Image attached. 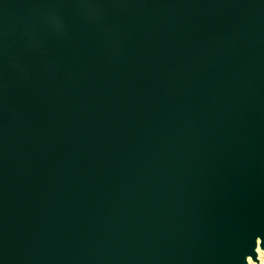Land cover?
<instances>
[{"label":"water","instance_id":"1","mask_svg":"<svg viewBox=\"0 0 264 264\" xmlns=\"http://www.w3.org/2000/svg\"><path fill=\"white\" fill-rule=\"evenodd\" d=\"M259 236L264 0H0V264H245Z\"/></svg>","mask_w":264,"mask_h":264},{"label":"bare ground","instance_id":"2","mask_svg":"<svg viewBox=\"0 0 264 264\" xmlns=\"http://www.w3.org/2000/svg\"><path fill=\"white\" fill-rule=\"evenodd\" d=\"M264 240L262 237L257 238L255 245V255L250 254L246 256L245 264H264Z\"/></svg>","mask_w":264,"mask_h":264}]
</instances>
